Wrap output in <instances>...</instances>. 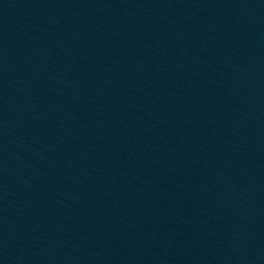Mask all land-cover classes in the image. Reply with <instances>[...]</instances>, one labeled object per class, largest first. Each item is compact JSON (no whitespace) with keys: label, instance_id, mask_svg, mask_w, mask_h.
<instances>
[{"label":"water","instance_id":"1","mask_svg":"<svg viewBox=\"0 0 264 264\" xmlns=\"http://www.w3.org/2000/svg\"><path fill=\"white\" fill-rule=\"evenodd\" d=\"M0 264H264V0H0Z\"/></svg>","mask_w":264,"mask_h":264}]
</instances>
